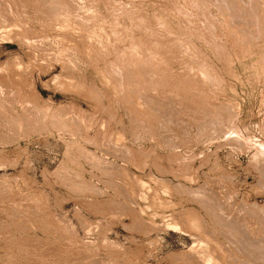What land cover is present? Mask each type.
Here are the masks:
<instances>
[{"label":"rangeland","instance_id":"374dc122","mask_svg":"<svg viewBox=\"0 0 264 264\" xmlns=\"http://www.w3.org/2000/svg\"><path fill=\"white\" fill-rule=\"evenodd\" d=\"M0 264H264V0H0Z\"/></svg>","mask_w":264,"mask_h":264},{"label":"bare ground","instance_id":"6f19581e","mask_svg":"<svg viewBox=\"0 0 264 264\" xmlns=\"http://www.w3.org/2000/svg\"><path fill=\"white\" fill-rule=\"evenodd\" d=\"M130 89V88H129ZM155 135V134H154ZM164 139V138H163ZM180 157V156H179ZM145 158V157H144ZM153 159V158H152ZM108 161V160H107ZM137 161V160H136ZM142 162V161H141ZM164 165V164H163ZM176 178V177H175ZM157 189V188H156ZM194 190V189H193ZM195 191V190H194ZM258 214V213H257ZM141 217V216H140ZM136 218V217H135ZM242 231V230H241ZM256 234V233H255ZM211 239V238H210ZM262 251V250H261Z\"/></svg>","mask_w":264,"mask_h":264}]
</instances>
